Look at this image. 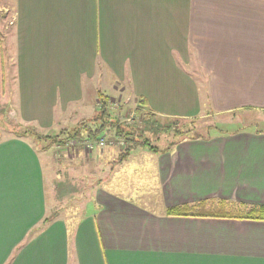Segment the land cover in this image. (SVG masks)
<instances>
[{
    "label": "crops",
    "instance_id": "1",
    "mask_svg": "<svg viewBox=\"0 0 264 264\" xmlns=\"http://www.w3.org/2000/svg\"><path fill=\"white\" fill-rule=\"evenodd\" d=\"M5 8L14 84L10 99L0 41V104L14 100L17 120L49 125L85 99L80 75L95 78L99 67L114 84L96 91V108L99 92H116L160 116L264 110V0H9ZM149 154L156 210L96 185L95 211L42 223L38 151L1 135L0 264H264V219L166 213L200 201L264 206V131Z\"/></svg>",
    "mask_w": 264,
    "mask_h": 264
},
{
    "label": "rangeland",
    "instance_id": "2",
    "mask_svg": "<svg viewBox=\"0 0 264 264\" xmlns=\"http://www.w3.org/2000/svg\"><path fill=\"white\" fill-rule=\"evenodd\" d=\"M8 1L0 0V41L3 42L4 87L8 93L10 92L9 98L11 99L13 98L11 97V87L14 83L11 66L7 61L9 51L4 48L6 45L8 48L10 46L9 41L7 42L5 38L11 31L5 27L9 22L8 11L5 8ZM100 69V67L97 68L95 78L93 76L90 78L86 74L80 75L81 82L86 88L85 99L78 104L71 105V108L69 107L62 115H56V119L49 125L41 126L35 122L17 120L16 110L12 105L14 100L0 104V136L14 134V131L25 132L26 135L23 137L38 151L46 212L49 219L55 215L56 217L61 216L68 223L75 214L95 211L94 187L96 185L101 189L129 194L137 203L150 209H157L156 199L159 189L152 173V159L147 148L134 147L128 159L112 167L114 160H118L119 153L127 145L121 137L114 135L112 129L107 128L97 138L66 137L65 132L74 128L81 119L91 123L89 118L94 115V110L97 109V103L94 101L93 105L91 99L96 97L95 93L98 89L109 93L110 89L106 88L114 84L110 82L109 74H99ZM118 96L116 92H113L112 96H108V108L119 124L135 126L137 130L144 131L143 133L159 148L179 139L180 135H174L171 130L162 132V129L159 130V126L155 129L152 128L154 123H146L137 111L139 109L140 111L147 110L139 106V101H136L135 98L129 96V99L124 101L123 98H119V100ZM57 107L59 109V106ZM130 117H133V120L128 119ZM156 117L162 124L176 122L178 128L182 130L189 127L192 133L198 130L202 134L205 126L210 124L225 131L239 128L241 125L245 129L264 131V111L260 110H235L219 114L192 116L193 118L160 115H156ZM61 131L64 132L60 133ZM211 132L213 133V131ZM58 133L59 137L68 138L67 141L57 142L52 139ZM101 137L104 138L105 145L102 147L97 145L93 149L86 148L85 140H97Z\"/></svg>",
    "mask_w": 264,
    "mask_h": 264
},
{
    "label": "trees",
    "instance_id": "3",
    "mask_svg": "<svg viewBox=\"0 0 264 264\" xmlns=\"http://www.w3.org/2000/svg\"><path fill=\"white\" fill-rule=\"evenodd\" d=\"M99 103L96 113L89 118V122H84L83 119L78 121L77 125L70 129L69 132L66 133V137L68 138H77V139H88V138H97L100 136L102 132L108 129H112L113 133L117 137H121L125 142L126 146L122 149V151L118 155V160H114V164L112 167L127 159L131 153V150L134 147L142 146L147 148L150 151L161 152L167 151L171 149L172 146L177 144L179 141L184 139H209L212 135L215 134H230L237 132L239 130L245 129L243 125L239 128H234L230 131L222 130L221 128H217L214 124L206 125L201 134V131H194V133L190 132L189 127H185V129H179L176 122L162 124L157 120L155 113L150 111H137L140 116L146 121L148 124H153V129L159 126V130L163 131H173L174 135H180L179 139L169 142L164 147H157L154 145L150 138L146 136L143 132L137 130L135 126H126L124 124H119L112 113L108 108V96L99 92L98 94ZM139 106L144 108L142 99L139 102ZM264 111V110H262ZM184 118V117H181ZM86 121V120H85ZM92 124H94L92 126ZM186 125V124H185ZM155 126V127H154ZM213 131V133L211 132ZM256 132H261L263 130L255 129ZM61 131L60 133H63ZM192 133V134H191ZM16 136L26 135L24 132L14 131ZM58 135H54L52 139L57 142H65L68 138H61ZM237 210V211H236ZM233 209L231 207H226L225 201L218 200L217 203L209 202V201H200L194 205H182V206H173L166 209V213L169 215H191V216H205V217H235V218H247V219H264V206L260 204L248 205L247 208L239 207L237 209ZM49 221V218L46 217L42 223H46Z\"/></svg>",
    "mask_w": 264,
    "mask_h": 264
},
{
    "label": "built area",
    "instance_id": "4",
    "mask_svg": "<svg viewBox=\"0 0 264 264\" xmlns=\"http://www.w3.org/2000/svg\"><path fill=\"white\" fill-rule=\"evenodd\" d=\"M128 119L133 120V117H130ZM97 145L98 147H102L103 145H105L104 138L101 137V138H98L97 140H85V146L88 149H93Z\"/></svg>",
    "mask_w": 264,
    "mask_h": 264
}]
</instances>
